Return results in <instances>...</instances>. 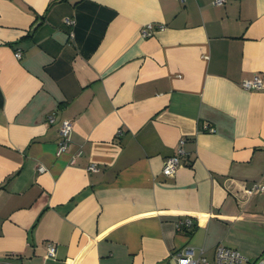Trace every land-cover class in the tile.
<instances>
[{"label":"crops","instance_id":"crops-1","mask_svg":"<svg viewBox=\"0 0 264 264\" xmlns=\"http://www.w3.org/2000/svg\"><path fill=\"white\" fill-rule=\"evenodd\" d=\"M254 73L264 0H0V264H176L219 243L264 258V192L243 193L264 184Z\"/></svg>","mask_w":264,"mask_h":264},{"label":"built area","instance_id":"built-area-1","mask_svg":"<svg viewBox=\"0 0 264 264\" xmlns=\"http://www.w3.org/2000/svg\"><path fill=\"white\" fill-rule=\"evenodd\" d=\"M184 1V0H181ZM226 0H213L215 5H223ZM65 23L68 25L74 24V19L72 17H66ZM162 27V26H161ZM154 30L153 23L145 24L141 29L142 37H149ZM72 34V33H71ZM22 54L20 50L15 51V57L21 58ZM241 86L245 89H261L264 87V80L259 73H254L251 77L243 79L241 82ZM55 117L53 114H49L47 116V121L49 123L53 122ZM73 127V122L71 119L63 118L59 124V139L57 143V153H63L68 150L70 147V135ZM207 130L213 131L214 128L212 126H207ZM185 140L180 139L178 146L176 148L175 153L168 156L164 162L162 173L165 176H172L180 161L181 156L186 153L183 144ZM45 167L42 165L39 167L40 171H43ZM88 169L91 171H95L97 166L95 163H91L88 166ZM264 192V184L259 182H253L248 186L243 188V193L249 197L254 194ZM194 221L191 217H185L177 222L178 228H186L188 229L193 225ZM56 246L54 242L47 243V254L49 256L55 255ZM176 264H264V258L256 259L255 261H250L245 255H243L238 249L228 247L221 243L217 244L214 250V256L210 260L203 254L202 249H196L193 246H186L175 253Z\"/></svg>","mask_w":264,"mask_h":264},{"label":"water","instance_id":"water-1","mask_svg":"<svg viewBox=\"0 0 264 264\" xmlns=\"http://www.w3.org/2000/svg\"><path fill=\"white\" fill-rule=\"evenodd\" d=\"M38 24H39V23L35 24V25L32 27V29H31V31H30V34H32V33L34 32V30L37 28Z\"/></svg>","mask_w":264,"mask_h":264}]
</instances>
